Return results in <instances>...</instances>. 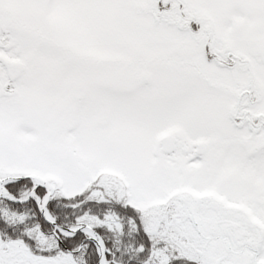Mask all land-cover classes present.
I'll use <instances>...</instances> for the list:
<instances>
[{"label":"snow or ice","instance_id":"6c2138e0","mask_svg":"<svg viewBox=\"0 0 264 264\" xmlns=\"http://www.w3.org/2000/svg\"><path fill=\"white\" fill-rule=\"evenodd\" d=\"M0 264H264V0H0Z\"/></svg>","mask_w":264,"mask_h":264}]
</instances>
